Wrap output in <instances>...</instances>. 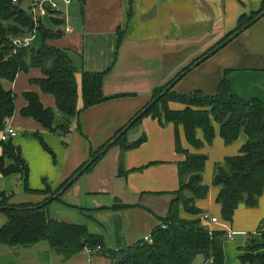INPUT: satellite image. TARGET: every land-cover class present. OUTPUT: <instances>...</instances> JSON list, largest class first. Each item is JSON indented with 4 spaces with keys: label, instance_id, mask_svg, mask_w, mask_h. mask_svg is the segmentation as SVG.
Returning a JSON list of instances; mask_svg holds the SVG:
<instances>
[{
    "label": "crops",
    "instance_id": "1",
    "mask_svg": "<svg viewBox=\"0 0 264 264\" xmlns=\"http://www.w3.org/2000/svg\"><path fill=\"white\" fill-rule=\"evenodd\" d=\"M72 1L66 6L59 0L60 11L46 17L54 27L48 26L49 29L63 32L62 38L49 40L47 44L69 54L79 85L82 73L107 72L103 91L110 99L70 120V129L63 136L67 142H63L33 118L22 116V110L28 106L27 93L38 94L45 108L57 110L54 96L43 93L33 82L42 79L41 70L32 68L28 73L21 72L14 83L0 78L4 89L17 96L16 112L9 124L17 132L23 127L27 132L25 137H29V132L41 134L60 154L58 165L55 161L52 164L49 156L36 145H33L35 152L29 156L21 150L32 166V176H47L52 193L91 161L92 151L120 133L147 106L156 90L171 82L178 95L201 92L213 97L228 77L231 88L241 100L264 103V18L216 52V47L237 29L241 16L256 13L263 0ZM129 11L131 16L127 18ZM53 17L62 21L60 27L52 22ZM36 38L37 35L33 44ZM188 68L190 70L185 72ZM169 104L173 111H183L187 107L176 102ZM214 127L217 135L212 146L207 144L203 131H197L198 140L205 145L199 150L188 143L185 130L180 127L181 146L192 154L208 156L203 179L210 191L208 198L196 203L202 210L198 219L201 220L205 213L220 219L216 225L205 224L213 230L233 233L224 245L225 264H241L243 249L250 246L252 240L262 242L257 231L264 222V194L257 208L241 205L231 224L222 221V209L217 202L220 189L213 186L215 166L226 158L239 156L248 136L243 133L235 143L227 146L219 133L220 125L214 122ZM127 132V140L131 143L139 142L144 136L146 139L136 149L122 151L121 146L114 147L110 164L114 179L102 177L100 184L92 185L90 178L82 186L85 172L76 182H80L78 186L65 192L67 198L62 203L74 209L85 207L88 222H67L83 225L92 235L100 236L105 249L110 251L140 244L150 239L162 225L158 216L168 214L173 199L171 194L180 188L178 163L186 159L176 150V128L171 123L163 125L158 119L146 117ZM13 141L16 147L22 142L17 136ZM34 157L38 159L32 162ZM12 176H2L8 190L13 188ZM120 180L124 181L123 186H119ZM34 190L46 191L43 188ZM48 197L26 193L11 198L10 204L38 206ZM68 197L72 198L70 202ZM110 198L113 201L105 203L104 200ZM1 216L0 231L9 222L8 215ZM181 217L196 219L184 211ZM101 257L104 256L89 254L87 249L75 255L58 253L46 242L20 247L0 244V264H111L109 259ZM194 264H205L204 257H199Z\"/></svg>",
    "mask_w": 264,
    "mask_h": 264
},
{
    "label": "trees",
    "instance_id": "2",
    "mask_svg": "<svg viewBox=\"0 0 264 264\" xmlns=\"http://www.w3.org/2000/svg\"><path fill=\"white\" fill-rule=\"evenodd\" d=\"M23 1L18 0L17 3H13V0H0V78L14 83L19 73H28L32 68L40 69L42 79L33 82L43 93L54 96L57 110L64 116L63 125H55L56 112L51 108H45L36 93L25 94L28 106L22 110V116L33 118L51 133L63 132L65 135L64 133L67 134L70 129V120L110 99L105 97L103 91L107 72L82 73L79 85L77 70L69 54L63 49L47 44L49 40L62 38L63 32L49 29L43 21L36 26L33 18L24 11ZM127 15L129 18L131 11ZM263 15L264 0L256 13L241 16L237 29L216 47V52L226 47L231 37L234 39L239 37L240 35L236 36L237 33L250 29L264 18ZM51 19L56 27L62 25V21L55 17ZM123 33V30L119 32L120 44ZM34 34H38L41 39L38 47L32 45L30 49L21 50L13 47L16 38H30ZM189 70L190 68L185 72ZM173 83L156 90L151 101L138 115L151 105L152 107L138 121L135 120L137 115L123 128L125 130L138 126L146 117L158 119L163 125L171 123L176 128V150L186 156L184 162L178 163L180 188L171 194L173 199L168 214L164 217L158 216L162 225L151 235L150 242L142 241L124 249L106 250L102 238L92 235L83 225L49 218L46 211L48 204L35 210L20 212L4 210L3 213L8 215L9 222L0 231V244L20 247L46 242L56 252H67L70 255L79 254L86 249L93 251L100 249L111 264H194L202 256L205 264H209L210 261L212 264H225L224 245L229 240L226 232L213 230L210 225L205 224V221L198 219L202 210L197 208L196 203L208 198L210 191V187L203 179L208 156L200 153L192 154L189 150L183 149L179 128H184L188 143L197 150L205 146L201 140H198L196 133L199 129L205 134L207 144L213 145L217 135L214 122L220 125L219 133L227 146L235 143L243 133L248 136L241 154L217 163L213 175V186L220 189L217 202L222 209V221L231 224L241 205L255 209L264 194V103L241 100L231 88L228 77L220 84L217 94L213 97L201 92L178 95L171 87ZM167 88L170 90L166 93ZM16 100L17 96L11 91H6L0 83V136L15 115ZM80 101H82L81 106H79ZM170 102L184 104L187 107L183 111H173ZM123 130L103 147L92 151L91 160L109 146ZM127 133H124L123 137L111 147L121 146L122 151L136 149L146 139L144 136L139 142L131 143L127 140ZM35 136L46 150H50L41 134ZM104 156L86 172L92 170ZM88 163L83 165L74 176L79 174ZM0 173L3 177L18 175L26 182L30 176V169L21 149L15 146L13 140L5 142L1 139ZM73 177L65 181L55 193H52L50 187L46 191H33L29 185L26 186L25 192L48 195V199L44 202L46 203L63 190ZM14 196L15 193L1 194L0 208L37 206L11 205L10 201ZM182 211L196 219L184 220L181 217ZM257 233H260L262 242L252 240L251 245L243 249L241 264H264V222Z\"/></svg>",
    "mask_w": 264,
    "mask_h": 264
},
{
    "label": "rangeland",
    "instance_id": "3",
    "mask_svg": "<svg viewBox=\"0 0 264 264\" xmlns=\"http://www.w3.org/2000/svg\"><path fill=\"white\" fill-rule=\"evenodd\" d=\"M25 4H23V9L24 11L29 14L30 16V5H31V2L29 0H25L24 1ZM43 22L44 24L47 25V27H51V28H54L52 25L49 24L48 20L46 19V17L43 19ZM0 23H1V20H0ZM41 44V39H40V36L37 34V38L36 40L34 41V46L38 47L39 45ZM56 113H57V116H56V119H55V125L56 126H59V125H63V120H64V116L63 114H61L58 110H56ZM26 131L23 127H19L18 128V132H17V139H20L22 142L21 143H18L17 145H19L20 149L22 150V152H25L27 153V155L29 153L33 154V152H35V148L33 145H36L42 153H45V155L49 156L50 158V161L51 163L53 164V161H55V164H58L60 165V163L58 161H60L61 157H60V154L58 155V153L56 152V150L54 149L53 146L50 145L49 142H47L45 139V143L46 145L48 146V148L50 150H46L42 143L39 141L38 138H36L34 132H29V137H25L26 135ZM66 134V133H64ZM58 138H61L63 142H67V140L63 137L65 135H63V132H60L58 134H55ZM59 143L61 144V142L59 141ZM58 143V146H60V144ZM15 144V143H14ZM115 146H113L110 150H109V153L106 157L102 158L95 166L94 168L85 173L83 178L81 179L82 181V186L85 185L86 183V180L88 181L90 178H92L93 180L91 181L92 182V185H97V184H100V181L99 179L100 178H105L107 180H112L114 179L113 177V172H112V168H111V162H112V157L115 153ZM57 148V146H56ZM0 155H1V136H0ZM29 156V155H28ZM29 169H30V176L28 178V181H24L23 178H21L20 176L16 175V176H12V179H11V184L13 185V188L11 190H8V184H7V181H4V178H2V176L0 175V196L1 194H4V192L6 194H9V193H12L14 192L17 196L19 195H22V194H26L25 190H26V186L29 185L30 189L33 190L34 188L35 189H44V190H47L48 187L51 185V183H49V181L47 180V176H41L39 178V175L38 174H34L35 176L33 177L32 176V166L30 165V163L26 160V157L23 156ZM32 158V157H30ZM35 159H38L37 157H34L32 159V162L35 161ZM35 170V168H34ZM204 174V173H203ZM4 181V182H3ZM80 182L78 183H75L74 185H72L71 187L73 186H78L77 184H79ZM87 184V183H86ZM124 184V181L120 180L119 182V186H123ZM40 185V186H38ZM35 186H38V187H35ZM93 188V186L91 187ZM71 189V188H69ZM38 191V190H37ZM68 194V193H67ZM67 194L64 193L62 196H60V200H55L54 202H52L50 204V206L47 207V212L49 213L48 216L50 217H56L58 219H60L61 221H75L78 223L82 222V221H85V222H88L87 220V212L85 211V207H83L82 209H74L73 207H70V206H67V205H64L62 204L63 203V200H65L67 197ZM70 199L72 200V198H69L68 197V200L70 202ZM1 200V199H0ZM84 200V199H83ZM62 201V202H60ZM105 203L106 202H112L113 199L110 198L109 200L105 199L104 200ZM83 206H86L85 202L83 201ZM0 215H2L1 217H7V214L3 213V212H0ZM0 226H1V223H0ZM260 237V233H257ZM93 254H97V255H101L103 256L102 254V251L99 249L96 251V253H93ZM100 257V256H99ZM102 259H105L104 257H101Z\"/></svg>",
    "mask_w": 264,
    "mask_h": 264
},
{
    "label": "built area",
    "instance_id": "4",
    "mask_svg": "<svg viewBox=\"0 0 264 264\" xmlns=\"http://www.w3.org/2000/svg\"><path fill=\"white\" fill-rule=\"evenodd\" d=\"M59 0H31L32 4L30 7V16L33 18L36 26H39V23L47 16L51 15V13L59 12L61 4L58 2ZM64 1L66 6H69L72 4V0H62ZM18 0H13V3H17ZM36 34L30 38H16L13 41V47L16 49H30V47L33 45V40L35 38ZM17 136V131L14 127L9 125L2 133L1 139L2 141L8 142L10 140H14V138ZM202 220L205 221V223H208L210 225H216L220 223V219L216 216L213 217L209 213H205L202 216ZM232 234H227L228 239L232 238ZM145 242H150V239H145ZM96 250H90L87 249L89 254L96 253ZM209 264H212V261H210Z\"/></svg>",
    "mask_w": 264,
    "mask_h": 264
},
{
    "label": "water",
    "instance_id": "5",
    "mask_svg": "<svg viewBox=\"0 0 264 264\" xmlns=\"http://www.w3.org/2000/svg\"><path fill=\"white\" fill-rule=\"evenodd\" d=\"M264 16V15H263ZM247 30V29H245ZM245 30H241V32L237 33L236 36H239L242 34V32H244ZM234 37H231L230 40H233ZM174 86V83L171 85V87ZM170 89L167 88V91L166 93L169 91ZM165 93V94H166ZM164 94V95H165ZM155 102V101H154ZM152 107V105L144 110L142 113H140L138 115V117L135 119L136 121H138L139 118H141L150 108ZM128 130L125 129L123 130V132L121 134L118 135L117 138H115L110 144L109 146H107L106 148H104L96 157H94V159H92L86 166L85 168L79 172V174H77L75 177H73L69 182L68 184L64 187L63 190L59 191L57 194H55L54 196H52L48 202L44 203V204H41V205H38V206H35V207H31V208H9V207H4V208H0V211H4L6 209H11V210H14V211H27V210H35V209H40V208H43L45 207L46 205L50 204L51 202H53L54 200H57L59 199L60 196H62L69 188H71L72 185H74L78 180L79 178L88 170L91 168V166L99 159L101 158L102 156L106 155L108 152H109V148L115 144L119 139H121L123 136L124 133H126Z\"/></svg>",
    "mask_w": 264,
    "mask_h": 264
}]
</instances>
